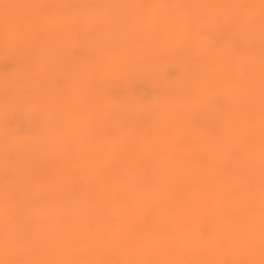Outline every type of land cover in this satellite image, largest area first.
Here are the masks:
<instances>
[{
	"label": "clouds",
	"instance_id": "clouds-1",
	"mask_svg": "<svg viewBox=\"0 0 264 264\" xmlns=\"http://www.w3.org/2000/svg\"><path fill=\"white\" fill-rule=\"evenodd\" d=\"M0 264H264V0H0Z\"/></svg>",
	"mask_w": 264,
	"mask_h": 264
}]
</instances>
